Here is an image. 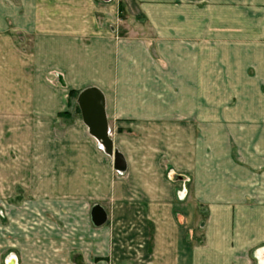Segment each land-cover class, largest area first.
<instances>
[{"label":"crops","instance_id":"obj_1","mask_svg":"<svg viewBox=\"0 0 264 264\" xmlns=\"http://www.w3.org/2000/svg\"><path fill=\"white\" fill-rule=\"evenodd\" d=\"M136 1L142 25L123 38L103 6V29L94 11L56 16L78 27L33 32L32 52L0 33V264H264V48L234 0ZM81 87L103 94L135 189L70 112Z\"/></svg>","mask_w":264,"mask_h":264},{"label":"rangeland","instance_id":"obj_2","mask_svg":"<svg viewBox=\"0 0 264 264\" xmlns=\"http://www.w3.org/2000/svg\"><path fill=\"white\" fill-rule=\"evenodd\" d=\"M208 1L209 5H213V3L217 4V1L219 0ZM234 2L237 3L236 5H238L240 9V32L243 33L248 31L253 47L264 48V0H234ZM0 5V33L5 32L8 35H12V43H14L17 48L23 51L25 50V52H32L36 46L37 40L35 39L34 33L37 34L40 31L44 32L47 30L46 37L49 38V41H51V39L56 37L57 32L62 34L65 31L64 33L66 34V32H71L72 26L74 28L78 27V25L72 22H60L57 24L55 22L56 16L69 18L80 15L81 17L85 16V18H87V16H92L91 13L94 11V15L97 18V23H95V26L97 28L103 29L106 26V23L103 19H99V17L105 15V12L99 8L100 6H103L105 7V10L108 9L109 13H111L113 20L110 24L111 31L106 29V32L108 34L112 33L116 38L126 37V34L129 31L136 32V28L142 25V22L139 20L140 15L138 14L137 10L139 5L137 4L136 0H0ZM35 17H39V19L35 20L37 22L29 23V20L28 23L26 22L27 19L33 20ZM40 17L47 18V23H44L42 18L41 20L43 22L40 23ZM25 18H27L26 21ZM91 18L92 17H90V19ZM88 27V19L83 22L80 21L79 30L81 37L88 35ZM82 41L85 45H89L88 38H85L84 40L81 38V44ZM50 43L51 42H49V44ZM239 43L240 46H243L244 41L241 39ZM84 47V45L81 46V50L79 51V60L80 65L88 70V60L90 59L88 58V48ZM48 79L51 83L54 81L57 85H61V81H59V79L57 80V77L54 75H50ZM81 90L82 87L79 89V91L75 92L73 95L75 99ZM76 106L77 105L74 104V111L71 110V108L70 112H73L74 117L76 115V117L79 119V126L84 127L81 113L80 111L78 113ZM67 118L71 119V116ZM60 121H58V123L60 127H63V129L71 126V121ZM99 151L102 156L104 155L106 157L105 159H107L109 165V168H107L106 172L104 173L110 171L113 181H125L122 184L124 190L135 189L134 183L131 182V179H135L136 169L134 166L133 168H130L127 173H121L115 169L113 157L108 156L103 148L102 151L101 149H99ZM100 173H97V176H100ZM175 186L183 188L182 184H176ZM202 217L203 216H198L195 222H198Z\"/></svg>","mask_w":264,"mask_h":264},{"label":"water","instance_id":"obj_3","mask_svg":"<svg viewBox=\"0 0 264 264\" xmlns=\"http://www.w3.org/2000/svg\"><path fill=\"white\" fill-rule=\"evenodd\" d=\"M78 106L84 124L89 128L90 134L100 143L105 153L113 157L114 167L123 173L127 164L123 155L114 148L109 136L108 124L105 116L104 96L97 88L82 91L78 97ZM92 219L95 226H101L107 221L104 210L97 206L92 210Z\"/></svg>","mask_w":264,"mask_h":264},{"label":"trees","instance_id":"obj_4","mask_svg":"<svg viewBox=\"0 0 264 264\" xmlns=\"http://www.w3.org/2000/svg\"><path fill=\"white\" fill-rule=\"evenodd\" d=\"M71 94H73V95H74V94H75V92H72Z\"/></svg>","mask_w":264,"mask_h":264}]
</instances>
